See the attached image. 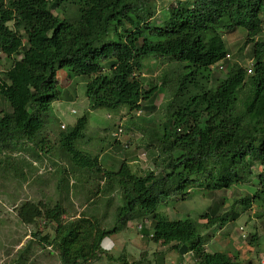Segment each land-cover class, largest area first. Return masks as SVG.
Wrapping results in <instances>:
<instances>
[{
	"label": "trees",
	"instance_id": "16d2710c",
	"mask_svg": "<svg viewBox=\"0 0 264 264\" xmlns=\"http://www.w3.org/2000/svg\"><path fill=\"white\" fill-rule=\"evenodd\" d=\"M157 0H0V52L12 59L0 73V154L29 148L33 157L46 150V129L53 103L60 97L58 70L86 75L89 109L131 112L154 107L163 94L166 118L148 121L131 117L121 129L142 134L139 146L154 168L135 171L127 160L106 168L97 156L77 148L88 113L59 132L62 151L73 170L100 192L118 193L113 225L96 215L64 219L63 200L49 205L27 200L17 206L23 223L36 227L33 236L43 247L58 251L61 264H85L102 258V242L135 219H153L145 236L170 245L181 255L192 253L195 264H252L239 253L208 251L206 238L191 219L170 220L159 208L185 200L190 189L216 191L247 184L259 165L254 195L215 201L202 214L206 225L224 226L264 198V0H178L162 18ZM57 11V12H56ZM63 15H61L59 12ZM242 27L250 45L252 71L230 64L224 33ZM149 57L174 62L145 81ZM224 61L227 75L217 78L212 65ZM138 140V139H137ZM19 171L16 175H22ZM111 198L108 204L111 203ZM85 215V216H84ZM88 215V214H87ZM53 225V234L40 226ZM143 226L141 224L142 229ZM255 240V236L252 237ZM30 244V243H29ZM16 264H24V252ZM109 259H117L108 253ZM121 258V257H119ZM123 264H130L121 258ZM181 262V261H180ZM140 263V262H139ZM131 264H134L132 262ZM136 264V263H135Z\"/></svg>",
	"mask_w": 264,
	"mask_h": 264
},
{
	"label": "rangeland",
	"instance_id": "374dc122",
	"mask_svg": "<svg viewBox=\"0 0 264 264\" xmlns=\"http://www.w3.org/2000/svg\"><path fill=\"white\" fill-rule=\"evenodd\" d=\"M177 1L157 0L158 18L167 14L168 8ZM223 36L227 43L230 64L239 62L246 67L252 65L249 55L251 47L244 45L246 30L238 27ZM11 63L12 59L0 52V73L8 69ZM144 63L142 75L147 83L165 69L174 71L177 68L173 61L161 58L149 57ZM227 72V65H224V68H213L217 78H224ZM57 78L61 93L59 99L53 103L45 132V149L49 151L38 149V158L33 157L27 147L0 154V264H16L20 253L29 243L30 247L24 252L27 259L24 264H61L58 251L50 246L43 247L33 236L36 227L23 223L19 218L16 207L24 201H42L53 205L60 199L69 211V214L64 215L65 220L73 216L77 218L85 213L89 217L96 215L105 227L114 223L113 214L119 204L118 193H93L96 188L85 181L87 175L73 170L72 163L60 147L59 132L63 125H73L87 112V127L84 135L76 141L77 148L97 156L109 169H117L124 159L139 173L154 168L146 150L139 146V138L142 135L140 131H135L134 128L122 131L121 127L131 117L136 116L132 118L133 124L140 121L138 116L146 119H141L143 124L164 120L166 114L163 94L157 96L153 108L146 103L145 108L132 112L125 106L116 111L106 108L89 109L86 75H78L68 68H63L58 70ZM3 108H8V104L0 98V109ZM260 169L261 166L255 165L254 175L249 183L235 185L229 189L208 191L193 187L187 199L162 205L158 212L170 220L191 219L205 236L208 251L239 253L242 262L257 261L264 256V198L259 199L261 204L255 201L251 208L245 211L238 207L237 219L224 226H208L207 220L201 216L211 204L223 197L226 201L220 206L222 212L229 210L235 198L246 194L254 195L258 186L256 173ZM19 171L23 174L16 175ZM109 198L112 199L110 204L107 203ZM152 224L151 217L145 220L135 219L123 230L103 240L102 247L119 260L109 259L108 253H104L101 259L85 264H123L121 258L130 264H179L182 257L176 249L170 245L154 243L145 236L144 232L152 230ZM40 228L43 234L54 232L53 225H42ZM254 236L255 240L252 239ZM188 258L193 261L194 257L191 254Z\"/></svg>",
	"mask_w": 264,
	"mask_h": 264
},
{
	"label": "built area",
	"instance_id": "2783aa9c",
	"mask_svg": "<svg viewBox=\"0 0 264 264\" xmlns=\"http://www.w3.org/2000/svg\"><path fill=\"white\" fill-rule=\"evenodd\" d=\"M227 57H229V56L227 55ZM224 65H225L224 61H219L215 65H212L211 67L214 68L215 66H218L220 68H224ZM251 71H252V67L249 66L248 72H251ZM73 111L75 112V110H73ZM63 127H64V125H63ZM191 254L192 253L184 254L183 259L181 260V262L179 264H195L194 258H193V261L190 260V258H188V255H191ZM252 264H264V256L259 258L257 261H254Z\"/></svg>",
	"mask_w": 264,
	"mask_h": 264
},
{
	"label": "clouds",
	"instance_id": "9594fccd",
	"mask_svg": "<svg viewBox=\"0 0 264 264\" xmlns=\"http://www.w3.org/2000/svg\"><path fill=\"white\" fill-rule=\"evenodd\" d=\"M251 66V65H250ZM249 68V67H248Z\"/></svg>",
	"mask_w": 264,
	"mask_h": 264
}]
</instances>
